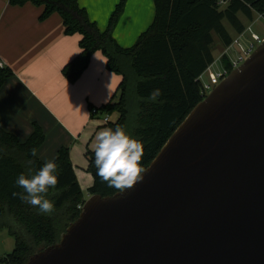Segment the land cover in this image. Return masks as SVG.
<instances>
[{
	"label": "water",
	"instance_id": "water-1",
	"mask_svg": "<svg viewBox=\"0 0 264 264\" xmlns=\"http://www.w3.org/2000/svg\"><path fill=\"white\" fill-rule=\"evenodd\" d=\"M142 175L27 264H264V40Z\"/></svg>",
	"mask_w": 264,
	"mask_h": 264
},
{
	"label": "trees",
	"instance_id": "trees-1",
	"mask_svg": "<svg viewBox=\"0 0 264 264\" xmlns=\"http://www.w3.org/2000/svg\"><path fill=\"white\" fill-rule=\"evenodd\" d=\"M126 2L119 0L106 29L100 31L77 0H9L12 6L31 3L42 7L41 20L59 15L65 36L79 38L78 54L61 70L69 84L80 78L93 54L101 53L106 70L120 81L117 101L95 110L105 116L116 113V122L108 123L105 128L123 126L142 142L141 162L146 169L177 127L204 99L199 77L215 61L213 36L218 37L224 49L229 47L233 40L224 23L237 37L247 29L239 16L249 23L255 16L264 19V0H153L151 25L132 47L123 49L114 40L113 32ZM11 76L9 69H0V88ZM157 88L163 95L152 102L149 95ZM44 138L36 125L23 143L0 128V231L5 229L15 241L13 251L1 264H27L30 257L59 242L69 225L77 220L81 212L78 207L90 196L105 198L123 191L109 187L96 175L92 151L85 155L87 171L92 177L87 191L89 197H85L74 173L69 149L61 148L54 160L59 166L58 183L55 189L49 190L48 196L55 203V211L51 215L40 214L14 193L23 191L16 185L20 174L34 175L44 165L35 156Z\"/></svg>",
	"mask_w": 264,
	"mask_h": 264
},
{
	"label": "crops",
	"instance_id": "crops-1",
	"mask_svg": "<svg viewBox=\"0 0 264 264\" xmlns=\"http://www.w3.org/2000/svg\"><path fill=\"white\" fill-rule=\"evenodd\" d=\"M118 2L77 0L100 31L106 29ZM151 3L127 0L113 32L121 48L132 47L148 29ZM42 12L31 3L12 6L9 0H0V61L12 72L0 88V128L23 143L35 125L40 127L45 138L35 156L45 164L55 160L61 148H68L71 164L78 169V161L84 166V155L94 149L95 135L107 125L101 113L92 115L90 109L115 102L120 78L106 70V60L97 52L80 78L69 84L61 70L78 54L79 38L65 36L59 15L41 20ZM89 188L83 193L87 198Z\"/></svg>",
	"mask_w": 264,
	"mask_h": 264
},
{
	"label": "clouds",
	"instance_id": "clouds-1",
	"mask_svg": "<svg viewBox=\"0 0 264 264\" xmlns=\"http://www.w3.org/2000/svg\"><path fill=\"white\" fill-rule=\"evenodd\" d=\"M162 95L161 89H154L149 100L156 102ZM143 154L142 142L131 136L123 126L104 128L95 135L96 175L111 188L131 189L143 180ZM28 164L31 165L32 161L29 160ZM59 174V166L54 160L45 163L34 175L22 173L16 185L23 191L14 195L37 208L40 214L51 215L55 211V203L48 198L49 190L56 188Z\"/></svg>",
	"mask_w": 264,
	"mask_h": 264
},
{
	"label": "rangeland",
	"instance_id": "rangeland-1",
	"mask_svg": "<svg viewBox=\"0 0 264 264\" xmlns=\"http://www.w3.org/2000/svg\"><path fill=\"white\" fill-rule=\"evenodd\" d=\"M150 1L152 2L151 3V5H152L153 4V0H150ZM152 15H151V22H152V20L154 18V4H153V8H152ZM239 18L242 20V22L244 23L245 27L249 28V31L247 32V34L245 35L244 40L242 41V45L243 46H245L246 42H249L250 40H252L253 35H257L258 37H260V39H264V19L263 18H260L259 16H255V18H254L252 23L247 22L241 16H239ZM150 25H151V23L149 24V26ZM224 25H225V28L230 33V35L232 37V40L236 39V34H234V32L231 30L230 26L226 22L224 23ZM146 30H144V31H146ZM213 37H214V41H215V44L212 47V52H213L214 59L215 60L216 59H221V57L224 54L226 48L224 49V47L221 46V43H220V41H219V39H218V37L216 35H214ZM237 52H238L237 48H234L233 50H231L229 52L230 57L236 56ZM224 59H226V58H224ZM218 67H219V65L215 64L212 69L215 70ZM203 78L205 80L206 76L204 75ZM117 98H118V94L115 95L114 100L117 101ZM115 114L112 115V118H111L112 122H110V123H114L116 121L117 114L116 115ZM113 120H115V121H113ZM102 129H104V127ZM92 151H94V149H92L91 152ZM84 157H85V155H84ZM84 162L86 164L84 166H81V164H83V163H81V159H80V161H78L79 168L75 169V167H74V173L76 175V178H77V181L79 183L80 189L82 190L83 193L86 192L87 188L91 187L90 183H92L91 174L87 171L86 158L84 159ZM14 244H15V241L8 234V232L5 229L1 230L0 231V260L5 258L7 255H9L13 251Z\"/></svg>",
	"mask_w": 264,
	"mask_h": 264
},
{
	"label": "built area",
	"instance_id": "built-area-1",
	"mask_svg": "<svg viewBox=\"0 0 264 264\" xmlns=\"http://www.w3.org/2000/svg\"><path fill=\"white\" fill-rule=\"evenodd\" d=\"M262 18L261 16H259ZM249 31V28L246 29L245 32L238 35L236 39L233 40L232 44L226 48L224 54L221 59H216L214 63L205 71L203 75L199 77V81L202 83L201 97L205 98L209 93L215 89L227 77V75L234 69H237L257 48V46L264 40L260 39L257 35H253L252 40L246 42L245 46L242 45V41L245 38V35ZM234 48L238 49L237 55L234 57H230L229 52ZM223 57H226V63L223 61ZM218 64L219 67L213 70V66ZM226 64L230 65L228 68ZM5 68L3 63L0 61V69ZM231 69V70H230ZM206 76L204 80L203 76ZM92 115L96 114V110H92ZM103 121L105 123H109L108 116L103 115ZM83 206L78 207L81 211Z\"/></svg>",
	"mask_w": 264,
	"mask_h": 264
}]
</instances>
